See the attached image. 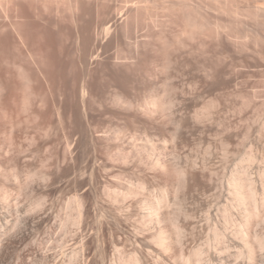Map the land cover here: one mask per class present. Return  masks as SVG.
I'll list each match as a JSON object with an SVG mask.
<instances>
[{
    "label": "rangeland",
    "instance_id": "1",
    "mask_svg": "<svg viewBox=\"0 0 264 264\" xmlns=\"http://www.w3.org/2000/svg\"><path fill=\"white\" fill-rule=\"evenodd\" d=\"M263 170L264 0H0V264H264Z\"/></svg>",
    "mask_w": 264,
    "mask_h": 264
},
{
    "label": "bare ground",
    "instance_id": "2",
    "mask_svg": "<svg viewBox=\"0 0 264 264\" xmlns=\"http://www.w3.org/2000/svg\"><path fill=\"white\" fill-rule=\"evenodd\" d=\"M263 174H264V170H263ZM244 176H245V174H244ZM241 177V176H239V177H236V178H238V179H235V177H232L233 178V181H234V183H235V186H236V189H235V192H236V194H237V198H239L238 199V201L240 200L243 204H252L253 203V205L255 206H253L252 207V209L250 210V212L248 213L249 214V217H248V215H247V217L248 218H251L252 219V217L254 218L255 216H259L260 215V213H261V211H259L258 210V202H257V200H255L256 198V196L255 195H257L256 194V189L253 187V185H251L250 184V180L251 179H249V182H248V179H246V178H250L249 176H247V174H246V177ZM252 181V180H251ZM254 181V180H253ZM252 181V182H253ZM263 184L261 185L262 186V191L263 192H261V194L263 193L264 194V179H263ZM252 184H254V183H252ZM255 185V184H254ZM235 186H234V188H235ZM234 190V189H233ZM260 201V200H259ZM261 202H262V204H260V206L259 207H261V205H263L264 206V202H263V200L261 199ZM241 204V203H240ZM251 206V205H250ZM246 208H248V207H246ZM250 208V207H249ZM263 215H264V213H263ZM246 217V219H247V222L248 223H246V224H249V222L251 221V219L250 220H248V218ZM262 219V218H261ZM260 219V220H261ZM253 220V219H252ZM259 219H257V221L259 222L260 221ZM254 221V220H253ZM246 222V221H245ZM262 222V221H261ZM251 223V222H250ZM253 224V223H252ZM261 223H259V225H260ZM245 225V224H244ZM251 225V224H250ZM256 225H257V223H256ZM243 228H244V226H243ZM246 228V227H245ZM243 230V229H242ZM250 230V229H249ZM240 232H241V230H240ZM244 233V232H243ZM239 234V233H238ZM239 235H241V234H239ZM257 236H258V234H257ZM247 237V236H246ZM241 238V237H240ZM256 239V238H255ZM254 239V240H255ZM257 239H259V238H257ZM245 240H247V238H245ZM259 240H263V238H260ZM247 243H249L248 242V240L246 241ZM257 242H259V241H257ZM261 242H264V241H261ZM164 243V242H163ZM261 244V243H260ZM259 244V245H260ZM262 245V244H261ZM260 245V247H263L264 248V245L263 246H261ZM249 246V245H248ZM254 248V247H253ZM248 249V248H247ZM202 250V249H201ZM203 251V250H202ZM250 252V255L252 256V254H253V249L252 248H250V250H249ZM195 252H197V251H195ZM248 252V251H247ZM199 253V252H198ZM201 254V253H200ZM200 254H199V256H200ZM249 255V254H248ZM196 256V255H195ZM250 256V257H251ZM198 257V256H197ZM191 261V260H190ZM193 261V260H192ZM209 261V260H208ZM193 263V262H192ZM209 263V262H208ZM194 264V263H193Z\"/></svg>",
    "mask_w": 264,
    "mask_h": 264
}]
</instances>
